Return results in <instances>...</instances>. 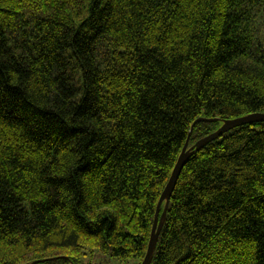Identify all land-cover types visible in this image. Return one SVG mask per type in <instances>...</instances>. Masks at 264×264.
I'll return each instance as SVG.
<instances>
[{
    "label": "trees",
    "instance_id": "16d2710c",
    "mask_svg": "<svg viewBox=\"0 0 264 264\" xmlns=\"http://www.w3.org/2000/svg\"><path fill=\"white\" fill-rule=\"evenodd\" d=\"M252 113L264 0H0V264H142L192 127ZM150 264H264V121L187 159Z\"/></svg>",
    "mask_w": 264,
    "mask_h": 264
},
{
    "label": "water",
    "instance_id": "95a60500",
    "mask_svg": "<svg viewBox=\"0 0 264 264\" xmlns=\"http://www.w3.org/2000/svg\"><path fill=\"white\" fill-rule=\"evenodd\" d=\"M214 119H209V118H199L197 121H213ZM196 121V122H197ZM256 121H264V113H252V114H248V115H244L238 118H234V119H226L223 123V125L217 129L216 131H214L213 133L207 135L204 138H201L197 143H195L193 146H191L190 148H188V144H189V140L190 137L192 135L193 132V127L190 130L189 134H188V139L183 147V150L177 160V163L171 173L170 179L160 197V200L158 202L157 205V210H156V215H155V220H154V224H153V228H152V232H151V236H150V241L148 244V249H147V253L145 255V258L142 262V264H150L157 241H158V237L160 235V232L162 230V227L164 225V222L166 220V216H167V211L169 208V203L171 200V196L173 194V191L175 189V186L177 184L178 178L180 176V173L187 161V159L194 154L198 149L204 147L205 145H207L209 142L213 141L214 139L220 137L221 135H223L225 132L238 127L240 125H244L246 123L249 122H256ZM166 200V204H165V208L162 212V215L160 217V212H161V207L163 202ZM44 261V260H41Z\"/></svg>",
    "mask_w": 264,
    "mask_h": 264
},
{
    "label": "rangeland",
    "instance_id": "374dc122",
    "mask_svg": "<svg viewBox=\"0 0 264 264\" xmlns=\"http://www.w3.org/2000/svg\"><path fill=\"white\" fill-rule=\"evenodd\" d=\"M92 262L94 264H122V261L111 253H102L96 251L94 255H89L87 257L86 263Z\"/></svg>",
    "mask_w": 264,
    "mask_h": 264
}]
</instances>
